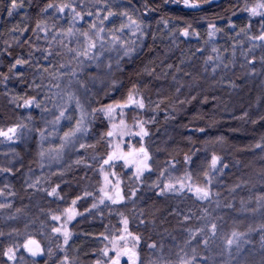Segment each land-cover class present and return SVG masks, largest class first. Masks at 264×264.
<instances>
[{"label":"snow or ice","instance_id":"1","mask_svg":"<svg viewBox=\"0 0 264 264\" xmlns=\"http://www.w3.org/2000/svg\"><path fill=\"white\" fill-rule=\"evenodd\" d=\"M173 5L184 14L176 16L182 23H175L167 15L173 11ZM205 5L223 8L220 0H127V3L123 0H43L33 20V14L28 11L34 7L31 0H0V16L6 15L11 20L23 12L22 20L9 29L10 39L5 40L3 55L12 59L6 70L0 71V94L14 110H26L23 119L0 125V144L17 145L30 137L36 139L35 162L41 175L29 176L24 184L25 190H32L29 195L41 193L49 205L40 209L45 218L39 227L40 231L47 228L56 234V247L62 255L58 254L52 264H78L71 255L70 225L86 213L101 220L105 213L119 216V227L115 230L106 227L100 233L99 242L104 246L95 264H144L139 250L141 236L130 230L129 217L120 208L113 207L137 204V192L141 189L154 191L160 197L183 199L190 194L188 198L194 197L200 203L199 213L191 209H174L169 213L179 216L187 232L184 249L177 254L174 264H207V257L197 252V248L201 245L207 248L209 240L217 237L218 224L211 206H220L217 185L229 169V163L214 149L192 147L182 160L170 156L158 164L150 147V125L157 123L162 110L166 121L175 120L178 110L194 101L197 104L215 101V95L209 97L203 91L209 80L228 89L236 88L226 73L236 66L240 57L243 62L239 66L246 69L245 74H257L255 50L259 48L264 53V0H236L224 9L227 15L214 13L223 24L201 16L208 11ZM237 10L247 17V23L240 27L231 18L237 16ZM189 18L203 22L204 37ZM29 29L31 33L25 38L24 33ZM218 38L225 46L218 44ZM158 40L163 45L160 51H156ZM24 45L27 50L13 56L11 49H23ZM145 49L154 53L143 64L144 75L151 79L125 85L114 77L128 62L140 60ZM259 64L264 75V54L259 56ZM29 72L31 79H28ZM104 77L111 79L97 89V83H102ZM157 80L169 81L171 91L162 94L157 87L153 99L146 95L145 89ZM13 81L21 85V91L12 90ZM101 95L106 99L97 98ZM215 107L213 103L212 108ZM36 110L39 123L33 115ZM235 118L261 123L264 112L255 117L244 112ZM208 119L211 121V117ZM184 127L192 134L186 137L191 143L193 135L207 133L212 123L201 126L189 120ZM201 138L205 144H223L225 140L222 135ZM254 147L259 150L258 155H264V137ZM200 152L203 155L193 159V154ZM72 154H76L74 160H71ZM0 155L6 160L0 166V174L14 176L16 150L9 149ZM74 167L84 169L85 180L88 171H92L95 185L82 189L77 186L74 196L66 197L68 189L62 185H68L67 174ZM259 178L264 180V171ZM125 180L130 183L125 184ZM15 195L8 184L0 188V198H3L0 210L11 208L12 201L8 198ZM80 201L83 204L78 208ZM259 206L264 207V196L260 197ZM20 211L15 209L7 214L8 219L16 220ZM143 212L141 209V215L136 217L139 224L148 223ZM33 223L25 221L23 235L15 225H10L7 233L0 231V264H22L25 253L30 257L27 264H44L38 258H52V246H41L28 231ZM138 228L139 225L137 233ZM253 230L256 229L249 228V232ZM258 230L264 239V224ZM247 235L235 229L231 231L230 238L225 239V250L230 257L233 245L239 253L242 245L249 243L245 239ZM148 247L155 249L157 245L150 243Z\"/></svg>","mask_w":264,"mask_h":264},{"label":"trees","instance_id":"2","mask_svg":"<svg viewBox=\"0 0 264 264\" xmlns=\"http://www.w3.org/2000/svg\"><path fill=\"white\" fill-rule=\"evenodd\" d=\"M34 7L28 9L33 14L32 19L35 20V12L37 6L43 3V0H31ZM127 3V0H123ZM236 0H221L223 8L215 5H205L207 12L201 13V16H206L209 19H215L217 23L223 24L224 21L214 15V13H223L224 9L230 8L235 4ZM173 11L168 12L175 23H182V20H177L179 13L177 6H171ZM237 16L231 17L236 21L237 26L240 27L247 23L246 14L239 10ZM23 12L13 19H9L6 15L0 16V71L7 68V64L12 57L3 55L5 47V40L10 39L9 29L22 20ZM158 18V14H157ZM201 32L204 37L206 29L202 21L193 20L189 18ZM155 27V21H153ZM257 31V27L253 25V32ZM31 33H24L27 38ZM218 44L225 46V42L218 38ZM148 43H151L149 41ZM164 43H167L165 39ZM163 45L157 41L156 51H160ZM182 47H184L182 45ZM27 50V45L21 48H12L13 56ZM257 57V74L255 76L246 75V69L239 66L243 62L242 57L239 58L238 63L234 68H230L226 73V78L230 77L237 85L234 89L222 87L220 84H214L211 80L205 83L204 93L211 97L215 95L216 100H209L207 104H197L193 102L187 107H183L182 111L177 112L175 120H165L163 110L157 116V123L150 125L152 129V143L150 145L154 152V159H157L158 164H163L165 159L170 156L177 161L182 160L185 153H189L192 147L203 148L207 147L209 150L215 152L223 157L229 163V169L225 170V175L221 177L220 183L217 185L220 192V206L217 208L215 204L211 206L214 209V215L218 224L217 237L209 240L207 248L201 245L197 248V252L207 257V264H264V239L262 233L258 230L264 224V207L259 206L260 197L264 196V180H261L260 174L264 171V155H258L257 149L254 145L262 137H264V122L250 123L248 120L236 119L242 113L248 112L250 116L255 117L261 112H264V75H261L259 56L264 54L259 48L255 50ZM153 52L145 49V55L134 62L130 61L124 65L122 72L114 73V77L118 78L123 84L129 85L136 81H144L151 79L146 77L143 73V64ZM239 57V53H237ZM29 72L28 79H31ZM111 78L104 77L103 82H98L96 88L99 89L107 84ZM10 87L13 91H21V85L15 81L11 82ZM162 94H170V82L164 80L153 81L152 84L145 89L146 95H150L155 99L156 89ZM98 99H106L103 95L97 97ZM215 104V109L212 104ZM259 105V107H258ZM200 115L197 116L196 113ZM26 115V110H14L7 102L6 98L0 94V125L5 123L11 124L17 119H23ZM37 123H39L38 110L33 113ZM211 117V121H209ZM192 120L194 124L204 125L211 122L212 127L207 133H196L192 136L191 143L186 139L187 136L192 135L188 128L184 127ZM222 135L225 140L223 144L208 143L201 137H214ZM37 142L34 137L28 138L17 145L0 144V153L15 149L18 155L14 161L16 169L15 175L5 177L0 174V188L5 184L10 186V189L16 193L8 199L12 201V207L9 209L0 210V231L7 233L10 225H15L21 229L23 235V227L25 221H35L28 229L32 233V238L44 243L46 235L50 233V229L40 231V223L45 218V213L40 211L41 207H49L43 199V194L38 193L29 195L31 189L25 190L24 181L32 176L41 175L39 165L35 162ZM157 145L159 146L157 148ZM97 145V148H100ZM203 152L194 153L193 159L197 156H202ZM76 154H72L71 160H74ZM68 160V157H66ZM69 160V162H71ZM6 163L5 157L0 155V166ZM203 165V161H201ZM180 166V165H178ZM47 171V169H45ZM68 185L66 187V197H72L75 194V189L79 186L81 189L87 187L89 184L95 185L96 177L92 171H88V179H84V169L74 167L68 174ZM76 177V179H73ZM55 179V178H53ZM130 183V180H125V184ZM235 185H240L238 188ZM8 191V189H5ZM127 191V189H126ZM143 194V198H141ZM190 194L181 198L160 197L154 191L137 192V204H129L128 207L120 208L121 212L130 219L129 228L135 234L141 236L139 245L140 258L144 264H151L157 261L158 264H174L177 260V254L184 249L187 232L184 230L182 224L179 222L180 218L169 213L174 209L188 210L199 213L200 203L195 201V198H188ZM3 199V198H0ZM243 201V206H241ZM83 204V201L78 202L77 207ZM231 204L232 207H226ZM114 207V206H113ZM135 208V210H133ZM15 209L21 211L17 214L16 220H9L7 214H11ZM141 209L144 210L143 215L148 221L147 224H139L137 216L141 215ZM83 211V209H80ZM119 216L116 213L109 215L105 213L103 220L100 217H93L90 213L85 216H79L73 222L70 228L73 231V237L70 241L72 245L71 255L78 261V264H95L96 258L100 255V249L103 244L99 242L100 233L105 231V228L115 230L118 225ZM154 221V224L152 223ZM138 233H137V226ZM249 228L256 229L249 232ZM235 229L240 232H246L245 237L249 241L243 244L240 252H235L233 247V255L230 257L225 250V239L230 238L231 231ZM199 239V237H197ZM155 243L157 248L152 249L148 244ZM195 243V241H193ZM187 250V249H185ZM24 257H28L25 253ZM30 258V257H29ZM44 264H52L56 258H38Z\"/></svg>","mask_w":264,"mask_h":264},{"label":"rangeland","instance_id":"3","mask_svg":"<svg viewBox=\"0 0 264 264\" xmlns=\"http://www.w3.org/2000/svg\"><path fill=\"white\" fill-rule=\"evenodd\" d=\"M221 1V0H220ZM133 143H134V141H133ZM125 171H127V170H125ZM221 179V178H220ZM219 183H220V181H219ZM114 207H120V206H114ZM79 217V216H78ZM77 217V218H78ZM73 222H75V221H73ZM72 222V223H73ZM71 226V225H70ZM61 242H62V240H61ZM41 243V246H43V247H47L49 244L52 246V249H53V258H57V255L59 254V255H62V254H60V253H58V250H57V247H56V245H57V239H56V234H52V233H49L48 235H46V240L44 241V243H42V242H40ZM140 245V244H139ZM233 247H235V245H233ZM27 254V253H26ZM46 259V258H48L47 256H45V257H43V259ZM30 258L29 257H24V260L22 261V264H27V261L29 260ZM126 259V258H125Z\"/></svg>","mask_w":264,"mask_h":264}]
</instances>
